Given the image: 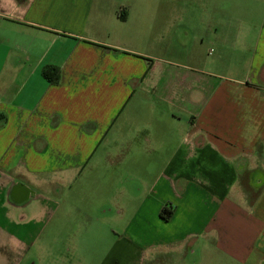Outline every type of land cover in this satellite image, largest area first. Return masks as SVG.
Segmentation results:
<instances>
[{"label": "crops", "instance_id": "0c3cea01", "mask_svg": "<svg viewBox=\"0 0 264 264\" xmlns=\"http://www.w3.org/2000/svg\"><path fill=\"white\" fill-rule=\"evenodd\" d=\"M80 178L129 214L109 264H264V0H0V229L23 246Z\"/></svg>", "mask_w": 264, "mask_h": 264}, {"label": "rangeland", "instance_id": "374dc122", "mask_svg": "<svg viewBox=\"0 0 264 264\" xmlns=\"http://www.w3.org/2000/svg\"><path fill=\"white\" fill-rule=\"evenodd\" d=\"M83 184L80 178L78 185L58 188V193L53 194L56 208L48 206L53 213L44 212L35 228L27 225V241L23 246H18L0 229V264H109L115 258L114 254L111 256L113 246L122 243L121 229L128 223L129 214L122 221L109 220V215L100 214V206L93 202V189L87 196ZM124 207L126 213L131 208ZM86 211L88 214L84 215ZM203 249L202 245H196L188 246L182 254L148 252L137 264H237L222 254L209 249L206 253ZM129 261L124 253L115 264H130Z\"/></svg>", "mask_w": 264, "mask_h": 264}, {"label": "trees", "instance_id": "16d2710c", "mask_svg": "<svg viewBox=\"0 0 264 264\" xmlns=\"http://www.w3.org/2000/svg\"><path fill=\"white\" fill-rule=\"evenodd\" d=\"M43 77L47 80V82L51 85L58 84L59 78H58V72L57 69L54 67H48L43 70ZM174 212V207L170 204L165 205L159 214V217L163 221H169L172 217Z\"/></svg>", "mask_w": 264, "mask_h": 264}]
</instances>
